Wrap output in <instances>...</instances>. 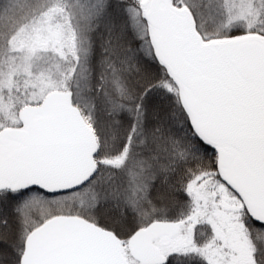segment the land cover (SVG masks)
<instances>
[{
	"label": "snow or ice",
	"instance_id": "obj_1",
	"mask_svg": "<svg viewBox=\"0 0 264 264\" xmlns=\"http://www.w3.org/2000/svg\"><path fill=\"white\" fill-rule=\"evenodd\" d=\"M0 264H264V0H0Z\"/></svg>",
	"mask_w": 264,
	"mask_h": 264
}]
</instances>
